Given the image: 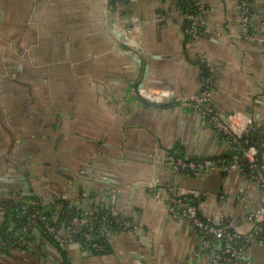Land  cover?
I'll use <instances>...</instances> for the list:
<instances>
[{
  "label": "crops",
  "instance_id": "obj_1",
  "mask_svg": "<svg viewBox=\"0 0 264 264\" xmlns=\"http://www.w3.org/2000/svg\"><path fill=\"white\" fill-rule=\"evenodd\" d=\"M200 2L196 43L180 0H124L118 20L110 0H0V210L29 196L56 218L74 203L134 225L104 253L60 247L35 228L29 247L0 250V264H212L208 253L195 256L197 229L165 207L169 187L198 191L204 213L253 236L244 218L264 194L244 160L243 172L201 175L165 163L175 153L225 167L238 158L194 107L205 75L200 47L214 67L215 108L246 116L264 142V0H251L248 36L240 0ZM143 87L172 92L171 103L152 104ZM245 258L264 264L263 242L253 240Z\"/></svg>",
  "mask_w": 264,
  "mask_h": 264
},
{
  "label": "built area",
  "instance_id": "obj_2",
  "mask_svg": "<svg viewBox=\"0 0 264 264\" xmlns=\"http://www.w3.org/2000/svg\"><path fill=\"white\" fill-rule=\"evenodd\" d=\"M180 1L184 9L183 14L189 22L188 36L193 42L200 43L205 23L204 7L200 0ZM123 3L124 0H110L113 13L121 15L119 10ZM250 4L251 0H240L241 21L247 36L250 29ZM119 15L117 20L120 18ZM198 56L205 75L201 95L196 99L194 107L205 122L236 145L238 158L236 163L225 167L214 160H193L175 153L168 155L165 163L177 171L201 175L216 168L223 171L243 172L245 169L241 168L239 162L244 160L247 169L253 172V182L263 190L264 194V148L253 144L250 140L249 133L253 129L246 116L241 113L224 115L215 108L214 67L203 47L199 48ZM138 92L152 104L160 106L171 103L172 92L168 90L143 87ZM186 104L185 102L184 105ZM168 192L171 196L164 199L163 203L173 219L178 222H189L201 236L202 242L195 254L196 257L208 253L212 264H249L245 258L249 244L256 239L264 244V198L262 204L244 218V221L254 227V234L250 236L241 231L237 222L204 213L197 202L200 195L198 191L192 189L179 194L169 187ZM16 206L19 209L17 219L11 220L9 227L17 235L13 241L0 236V250L8 247L10 243L29 247L31 230L37 228L60 247L81 243L87 249L102 253L114 237L131 231L134 226L130 218L115 216L104 208L85 214L83 211L79 213L77 211L79 208L74 203H67L63 204L58 218H51L48 215V207L38 198L29 200L25 197V200L19 201ZM6 215L7 210L1 209L0 227Z\"/></svg>",
  "mask_w": 264,
  "mask_h": 264
},
{
  "label": "trees",
  "instance_id": "obj_3",
  "mask_svg": "<svg viewBox=\"0 0 264 264\" xmlns=\"http://www.w3.org/2000/svg\"><path fill=\"white\" fill-rule=\"evenodd\" d=\"M249 138H250V140L252 141L253 144H256V145L261 146L262 148H264V142H261L262 140L260 139V132H256V130L255 131L251 130L250 133H249ZM187 173H190V172H187ZM28 197L29 196H27V199H29V200L32 199V198H28ZM48 210H49L48 211V215H50L49 217H51V218L53 217L54 218V216H53L54 212H55L54 209L48 208ZM18 211H19V209H18V207L16 205L14 207H12L11 209L8 208L5 221H4L3 225L0 227V236H3L4 238L8 239L9 241H13L15 239L16 235H17L15 231L10 229L9 223L11 222V220L17 219ZM77 211L79 213L82 212V210H80V209L77 210ZM74 213H76V210L74 211ZM20 223H22V220H21ZM32 230H31V232H32Z\"/></svg>",
  "mask_w": 264,
  "mask_h": 264
}]
</instances>
